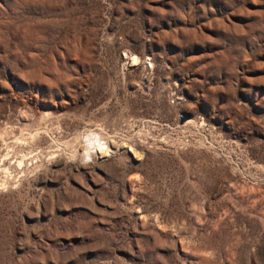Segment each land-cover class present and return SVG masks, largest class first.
Instances as JSON below:
<instances>
[{
    "label": "rangeland",
    "instance_id": "obj_1",
    "mask_svg": "<svg viewBox=\"0 0 264 264\" xmlns=\"http://www.w3.org/2000/svg\"><path fill=\"white\" fill-rule=\"evenodd\" d=\"M0 264H264V0H0Z\"/></svg>",
    "mask_w": 264,
    "mask_h": 264
}]
</instances>
